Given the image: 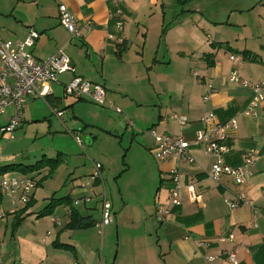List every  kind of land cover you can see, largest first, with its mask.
<instances>
[{
	"label": "crops",
	"instance_id": "1",
	"mask_svg": "<svg viewBox=\"0 0 264 264\" xmlns=\"http://www.w3.org/2000/svg\"><path fill=\"white\" fill-rule=\"evenodd\" d=\"M202 1H207V11L202 9ZM59 5L65 6L73 16L79 37H73L60 25ZM176 7H180V15L172 19L169 14ZM109 8L104 0H0L3 41H21L33 29L39 34L31 49L34 58L44 60L63 49L74 68L72 73L59 76L58 83L51 86L50 95L26 101L21 124L32 119L27 106L34 105V100L44 102L58 121L65 114L63 108L80 101L91 104L85 100L62 104L59 96H63V87L75 77L102 85L106 104L124 103L127 116L134 120L148 114L135 108L137 100L144 98L145 91L157 93L164 100L151 105L148 116L155 121L149 124L148 130H153L155 137L147 131L145 148L155 159L161 136H180L189 143L193 163L175 156L162 162L155 159L158 186L153 200L140 206L130 203L125 193H119L118 205L110 199L112 216L103 230L97 226L84 230L66 227L71 211L97 224L100 222V197L104 191L100 190V182L90 177L94 172L87 179L72 178L69 191L62 196H55L61 191V181L57 188L39 195L43 184L59 177V167L46 181H40L44 170L37 172V177L34 173L2 175L0 181L7 177L29 178L38 188H34L26 204L16 208L15 212L33 201L24 220L14 229V214L9 213L11 201L6 196L0 199L2 264H105V250L99 255L91 244L103 231L102 245L110 236L116 242L110 264H231L228 253L232 251L236 252L237 264H264V104L253 114L245 115L252 91L229 81L233 69L252 84L264 77V0H125L121 43L106 40L108 34L115 38L119 35L108 20ZM168 19L172 21L167 22ZM244 51L255 60L243 59ZM230 55L238 58L236 64L229 60ZM145 82L149 90H145ZM206 96L208 99L204 101ZM32 111L35 112L34 107ZM56 112L62 116L58 118ZM208 112L220 122L236 121L229 140L230 165L241 163L243 154L249 150L258 153L249 167L250 176L240 185L227 177L217 183L208 177L212 161L194 140L196 132L203 130L200 119ZM12 113L8 110L1 117L0 127L7 124ZM172 114L185 116L187 123L179 125L170 118ZM0 134L10 138L1 131ZM13 158L9 156L0 167L12 165L8 163ZM56 158L62 162L60 152L49 159ZM171 169L180 175L181 204L170 208L159 221L156 209L169 207L168 197L173 187L169 177ZM188 185L194 186L199 200L190 197ZM238 194H244L253 209L247 206L230 209L224 203V199L233 200ZM62 198H67L70 204L56 205L51 217H38L50 200ZM51 218L58 224L51 222ZM76 233H83V238L73 237ZM54 242L71 246L73 252L53 248ZM208 257L213 259L209 261Z\"/></svg>",
	"mask_w": 264,
	"mask_h": 264
},
{
	"label": "built area",
	"instance_id": "2",
	"mask_svg": "<svg viewBox=\"0 0 264 264\" xmlns=\"http://www.w3.org/2000/svg\"><path fill=\"white\" fill-rule=\"evenodd\" d=\"M109 5L108 20L112 22L113 27L119 34L115 38L113 34L106 36L107 41L122 42L120 37L123 30V11L122 5L125 0H104ZM58 19L60 25L73 37H79V31L76 28V22L63 5L58 6ZM39 34L30 29L27 36L16 43L3 41L0 38V118L8 111L13 113L9 121L4 126L0 127V131L9 137L21 124V114L23 107L28 99L44 98L52 93L51 86L58 83L59 76L72 73L74 68L70 58L63 51L58 49L44 60H37L31 53L35 41ZM229 60L236 64L238 58L230 55ZM229 81L234 84L248 87L252 91V99L245 110V115L254 113V110L264 104V77L261 81L252 84L242 79L237 70L233 69L229 75ZM63 96L73 98L75 100H85L100 107H107L117 114L122 112L113 105L106 104V94L102 85L92 83L87 80L75 77L72 78L63 87ZM208 96L204 97L206 101ZM62 113L56 112V116L61 117ZM179 125L183 126L187 123L185 116L172 114L170 116ZM200 122L203 130L196 132L194 140L200 146L204 154L212 161L209 168L208 177L219 182L222 178H230L235 184L240 185L245 179L250 176L249 167L258 157L255 150L245 152L241 158V163L232 166L228 163V159L232 155V147L230 145V134L236 129V121L234 119L226 122H220L216 116L211 113H205ZM131 125V122L129 123ZM149 134L155 137L153 131ZM76 144L80 146L79 140L76 139ZM189 143L180 136L163 135L160 137V143L157 146L154 155L158 162H162L175 156L178 160H184L188 164L193 163V158L188 152ZM94 173L92 179L100 180L101 165L94 164ZM170 180L173 184L168 197V208H157L156 217L160 221L161 218L169 213L170 208L179 207L181 202V185L180 175L176 169H171L169 172ZM35 188V182L29 178L7 177L0 181V194L6 196L11 201L10 214L15 212L18 205H24L28 201L29 196ZM187 191L190 197L197 201L199 196L194 194V186L188 185ZM264 194V190L262 191ZM88 201V198H84ZM101 217L100 222L96 225L100 230L110 224L112 212L111 205L105 193L101 194ZM224 203L234 209L240 206H247L253 209V204L245 198L244 194H238L233 200L224 199ZM51 222L58 224L57 220L51 218ZM231 236H229V239ZM225 238H220L224 241ZM207 243L200 244L206 246ZM236 252L228 253V260L231 264L236 263ZM208 257V260H212ZM69 264H78L70 262Z\"/></svg>",
	"mask_w": 264,
	"mask_h": 264
},
{
	"label": "rangeland",
	"instance_id": "3",
	"mask_svg": "<svg viewBox=\"0 0 264 264\" xmlns=\"http://www.w3.org/2000/svg\"><path fill=\"white\" fill-rule=\"evenodd\" d=\"M201 5L204 11L209 8L207 1H202ZM169 15H172V19L174 15L175 19L179 17L180 7H176L174 13ZM172 19H168L167 22ZM145 85V90H149L147 82ZM59 97L62 99V104L75 100L70 97H66L64 100L61 94ZM163 100V95L145 91L144 98L137 100L135 107L142 109L141 112L148 113L141 120L128 117L124 103L115 104L114 107L122 112V114H117L108 108L80 101L74 103L70 108H63L62 111L65 114L61 115L62 118L59 121L44 102L34 100V105L27 106L29 107L28 114L32 119L22 122L9 139L0 134V163H5L7 161L5 159L14 156L12 162L8 164L32 166L41 159L45 163L47 159L54 158L56 153L60 152L62 162L59 166V177H57L59 179L53 178L54 182L47 181L43 184L44 189L39 195L57 188L59 181L62 182L61 191L56 192L55 196L65 195L71 187L69 181L72 178H89V174L95 171L94 164L98 163L101 165L100 180H98L100 190L104 191L109 202L111 199L115 205H118V194L123 192L130 203H139L140 206L143 203L147 205L153 200L154 196L152 195L158 186V177L155 172L156 160L145 148V136L149 131V124L155 121L148 115L151 114V105ZM33 107L35 112L32 111ZM43 108L46 112L45 116ZM96 111L100 114H97ZM135 121L140 122L135 123ZM130 122L131 125H129ZM76 139L79 140L80 146L76 144ZM43 170L44 176L40 178V181L49 180L48 178L54 174L53 172L48 177V166L44 165L35 170L33 176L37 177L39 175L37 171L40 173ZM14 174L18 173L14 172ZM67 179L69 180L67 181ZM56 180L58 181L56 182ZM35 189H38L37 186ZM40 205L39 199L38 206ZM2 224L0 222V230ZM111 228L110 226L108 229L111 230ZM76 234L78 235L73 237L83 238V233ZM103 234L96 235L91 244L97 249L99 255L105 250L104 263L110 264L111 258L115 255L116 242L114 236H110L102 245ZM83 242L84 240H81V243ZM1 250L2 248H0V264H2L1 258L3 257ZM9 251L8 247L7 253ZM109 252L111 254L108 255Z\"/></svg>",
	"mask_w": 264,
	"mask_h": 264
},
{
	"label": "trees",
	"instance_id": "4",
	"mask_svg": "<svg viewBox=\"0 0 264 264\" xmlns=\"http://www.w3.org/2000/svg\"><path fill=\"white\" fill-rule=\"evenodd\" d=\"M242 58L246 60H251L254 61L255 57L251 56L250 53L248 52H242ZM43 159L37 161L35 164L32 166H22V165H6L0 167V177L6 173H14L17 172L22 175H27V174H32L35 170H38L39 168L45 166H48V177L53 174V172L59 167L61 160L59 158L56 159H47L45 163H43ZM38 172V171H37ZM2 195L0 194V199ZM32 200L28 202V204L21 210L17 212L11 213V215L14 214L13 217V222H12V229L16 228L21 224V222L24 220V214L27 209H29L32 205ZM62 204H70L67 198H62L58 200H50L49 203L42 209V211L38 214V217H45L49 216L52 213V208H54L56 205H62ZM97 223L92 221L89 218H82L80 217L76 211H71V219L70 222L66 225L68 229L72 230H84V229H89L92 227H95ZM53 248L62 250V251H67V252H73V248L68 245H63L54 242L52 244Z\"/></svg>",
	"mask_w": 264,
	"mask_h": 264
}]
</instances>
